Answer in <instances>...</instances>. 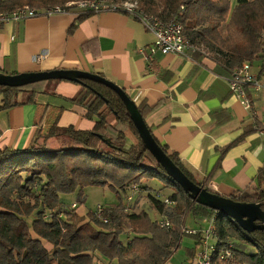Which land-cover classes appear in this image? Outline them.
<instances>
[{
  "label": "trees",
  "instance_id": "16d2710c",
  "mask_svg": "<svg viewBox=\"0 0 264 264\" xmlns=\"http://www.w3.org/2000/svg\"><path fill=\"white\" fill-rule=\"evenodd\" d=\"M75 1L0 0V14L24 6L40 10ZM139 4L145 14L163 21L177 19L196 49L193 54L202 56V48L230 72L246 62L251 66L264 54V0H236L232 6L230 0H139ZM92 15L81 14L77 20ZM46 83L0 87V112L34 103L35 96L44 93ZM77 84L81 91L73 103L85 108L89 120L97 118L91 131L52 126L38 131L24 149L0 151V264H165L184 236L196 245L203 240L202 234L181 232L187 216L215 217L212 264H264V230L248 234L229 218L216 216L194 202L144 148L119 97L89 80ZM109 116L114 117L115 125L107 122ZM127 132L137 140L136 145L126 147ZM154 140L191 182L205 188L176 155ZM144 181H157L172 193L165 200L157 199ZM257 182L259 186L252 193H236L229 199L260 203L264 213V172ZM133 185L139 186V195L146 194L149 210L158 220H152L146 211L125 212V195ZM91 187L106 188L118 199L103 216L107 224L95 218L93 211L85 213L87 220H83L76 216L77 208L64 207L71 195L77 206L83 205L84 190ZM161 220L169 226L161 227ZM127 233L132 237L124 244L122 237ZM228 244L232 256L222 262L219 253Z\"/></svg>",
  "mask_w": 264,
  "mask_h": 264
},
{
  "label": "crops",
  "instance_id": "0c3cea01",
  "mask_svg": "<svg viewBox=\"0 0 264 264\" xmlns=\"http://www.w3.org/2000/svg\"><path fill=\"white\" fill-rule=\"evenodd\" d=\"M77 17L0 24V74L98 75L126 93L154 139L176 155L197 183L224 198L257 189L264 172V88L246 87L247 111L230 93L231 72L221 63L190 53L146 58L141 51L153 38L140 19L111 12ZM250 72L264 85V54L251 63ZM80 91L77 83L52 82L34 103L0 112V151L24 149L38 131L52 126L91 131L97 118L89 120L85 108L73 103ZM107 122L115 125L114 117ZM126 139V147L137 144L130 132ZM187 218L188 231L203 234L209 225L207 219Z\"/></svg>",
  "mask_w": 264,
  "mask_h": 264
},
{
  "label": "built area",
  "instance_id": "2783aa9c",
  "mask_svg": "<svg viewBox=\"0 0 264 264\" xmlns=\"http://www.w3.org/2000/svg\"><path fill=\"white\" fill-rule=\"evenodd\" d=\"M132 4L130 1H124L121 3L110 2L108 0H91L82 2H70L64 6H54L46 7L40 10H34L28 6H24L17 9L11 13L0 14V24L21 22L30 18L37 17H51L55 15H75L79 16L81 14H101V13H121L130 15L140 19L143 23L145 30L152 36L153 43L145 51H141L144 57H148L153 54L161 55H183V54H193L196 49L191 45L188 39L185 38L183 34V27L177 19H171L169 21H163L160 18L145 14L142 12L137 3ZM136 5L137 7H134ZM42 57H36V61H39ZM250 64L243 63L239 68L231 72L229 79V91L238 100V102L247 111L251 110V102L248 99L245 89L247 86H253L255 90L264 88L257 79L250 72ZM264 133V129L261 131ZM140 193L139 186H130L128 192L125 195V212L131 213L132 205ZM76 204L71 205V210L76 209ZM109 206H97L93 210L94 217L103 223L107 224L108 220L103 218L106 210ZM217 216V214H216ZM47 219V217H45ZM215 217L208 220L209 225L207 229L203 232L202 245L203 250L199 254V260L197 264H212L211 254L215 252L214 238H215ZM161 227H168L169 224L165 220L160 221ZM184 231V229H183ZM185 233L195 234V231H187L185 228ZM213 240V243L210 241ZM232 246H224L220 253L219 259L222 262H227L231 258ZM198 256V255H197Z\"/></svg>",
  "mask_w": 264,
  "mask_h": 264
},
{
  "label": "water",
  "instance_id": "95a60500",
  "mask_svg": "<svg viewBox=\"0 0 264 264\" xmlns=\"http://www.w3.org/2000/svg\"><path fill=\"white\" fill-rule=\"evenodd\" d=\"M51 80L68 81L73 83H79L82 80H89L112 90L119 97L129 113L130 119L144 148L152 155L164 172L184 191V193L189 195V197L197 204L214 211L219 216L229 218L248 234L253 231L264 230V213L261 211L260 203H235L229 198L212 194L205 188L199 187L191 182L157 145L133 101L129 99L121 88L108 80L98 75L79 71H52L47 73H29L14 76L0 74V87L22 88L28 85L48 82Z\"/></svg>",
  "mask_w": 264,
  "mask_h": 264
},
{
  "label": "rangeland",
  "instance_id": "374dc122",
  "mask_svg": "<svg viewBox=\"0 0 264 264\" xmlns=\"http://www.w3.org/2000/svg\"><path fill=\"white\" fill-rule=\"evenodd\" d=\"M82 1H91V0H78L75 2H82ZM127 1H130L132 4H135L134 2H136L138 7H140L139 0H127ZM235 1L236 0H230L231 6L235 4ZM110 2L121 3L124 1L111 0ZM133 6L137 7L136 5H133ZM199 50L202 56H207L206 52L203 51L202 48H200ZM51 86H52V82L48 81L46 83V88L50 89ZM143 184L149 186L152 189V196L160 200H165L172 193L171 191L167 189H162L161 188L162 186L157 181H151V182L144 181ZM84 192H85L84 204L78 205V206L76 205L77 206L76 216L78 217V219L87 220L85 219V213H87L89 210L93 211L97 206L104 205V206L111 207L113 205L118 204V201H117L118 199L116 198L115 194L106 188L91 187V188H86ZM136 199H135L136 202L132 205V209L136 214L142 211H146L148 212L152 220H158L159 218L158 215L155 212L149 210V205L147 203L145 193L142 195L138 194ZM67 202L68 203L64 207L70 210L71 205L76 204L74 203L76 202L75 196L74 195L68 196ZM187 220L188 218H185L183 220L184 226H186ZM181 232L182 233L185 232V227L181 229ZM131 237L132 235L130 233H127V235L122 237L123 243L125 244L127 240L130 239ZM210 242L213 243V240H211ZM202 250L203 248L201 246L199 247V249H196L192 238L184 236L180 241L179 248L172 254L170 258L171 259L170 264H197L199 260V254L201 253Z\"/></svg>",
  "mask_w": 264,
  "mask_h": 264
}]
</instances>
